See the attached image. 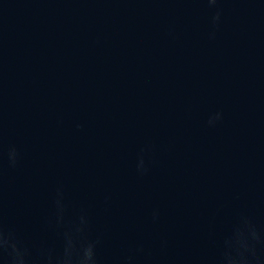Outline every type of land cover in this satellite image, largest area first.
Returning a JSON list of instances; mask_svg holds the SVG:
<instances>
[{
	"label": "water",
	"instance_id": "95a60500",
	"mask_svg": "<svg viewBox=\"0 0 264 264\" xmlns=\"http://www.w3.org/2000/svg\"><path fill=\"white\" fill-rule=\"evenodd\" d=\"M82 216L71 264H264V0H0V228Z\"/></svg>",
	"mask_w": 264,
	"mask_h": 264
},
{
	"label": "clouds",
	"instance_id": "9594fccd",
	"mask_svg": "<svg viewBox=\"0 0 264 264\" xmlns=\"http://www.w3.org/2000/svg\"><path fill=\"white\" fill-rule=\"evenodd\" d=\"M210 3H215V0H209ZM60 213L63 212V204L58 201ZM86 227V220L82 216L80 224L75 227H70L64 231L65 239V255L57 256L50 250H42L38 256H34L32 252L23 246L8 230L0 228V258L5 261V264H71V253L73 240L76 234H79ZM83 256L79 264H95L94 244L87 243L82 246Z\"/></svg>",
	"mask_w": 264,
	"mask_h": 264
}]
</instances>
